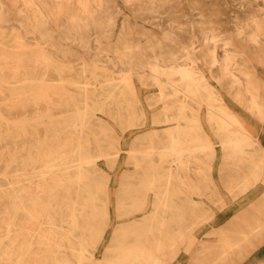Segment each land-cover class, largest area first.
<instances>
[{
    "label": "bare ground",
    "instance_id": "obj_1",
    "mask_svg": "<svg viewBox=\"0 0 264 264\" xmlns=\"http://www.w3.org/2000/svg\"><path fill=\"white\" fill-rule=\"evenodd\" d=\"M119 1L0 0V264H89L90 243L116 219L121 237L104 264H170L191 237L189 264H224L264 245L255 244L264 240V199L212 228L213 241L193 237L226 205L220 198L212 209L217 143L228 192L264 181V147L248 119L264 124V0H233L245 16L231 29L215 18L219 9L189 0L196 23L169 17L160 33L157 20L181 0ZM135 79L157 87L147 98L162 103L153 122L163 127L132 142L142 172L112 196L100 163L121 152L106 119L122 129L147 119Z\"/></svg>",
    "mask_w": 264,
    "mask_h": 264
},
{
    "label": "rangeland",
    "instance_id": "obj_2",
    "mask_svg": "<svg viewBox=\"0 0 264 264\" xmlns=\"http://www.w3.org/2000/svg\"><path fill=\"white\" fill-rule=\"evenodd\" d=\"M117 1L123 7V3L119 0H117ZM202 1L206 4L205 5L206 7L208 6V7H212L214 9L220 10V12H218L219 13L218 16H216L215 18H219L220 20L226 22L227 28L231 29L233 27L234 20L238 14L241 13L242 14L241 17L245 16L244 11L239 12L240 10L234 4L235 2H233V0H202ZM213 3H217V5H212ZM259 3H262V2L260 1ZM198 12H199V10H193L190 8L189 0H181L179 7L172 9L167 14L166 13L161 14V18H159L157 20L156 25H154V29L158 33H160L162 28H166L168 26L169 17H172V20L173 19H180L181 21H185L187 18H189V20L191 22L196 23V20L199 19ZM184 14L185 15L187 14V16H185ZM129 16L132 20H134V16L132 13H130ZM139 22L146 24L147 21H143V19H139ZM147 26H149V25H147ZM133 36H135V34ZM91 39H94V36ZM91 44L93 46H96V43L94 41H92ZM119 45H121V42L119 43ZM1 48L4 49L5 47H1ZM179 61L184 62V60H182V58ZM200 64L202 65V63H200ZM134 81H135L136 88L138 89V92L140 94V101L143 105L144 111L147 114V119H145L143 124H139V125H136L133 127H128L125 129H122V127L120 128V126L117 124V122H115L111 119H106V123L112 129V131L114 133V137L116 138V143H115L116 147H118L120 149V152H121L118 159L116 161H114L113 163L106 164L104 161H101V163H100L102 171H103L101 173L104 176H107V178L109 177V184H110L112 196H114L113 194L117 193L120 190V187L122 186L123 179L125 177H129V176L131 177L136 172H142L140 170V168L138 166H136V162L133 159H130L129 149L131 147L132 142H134L137 138L146 136V134H148L151 130H154L153 128L163 127L162 123H154L153 122V116L158 114L163 109L162 103L161 102H158V103L155 102L152 106H150L149 102H148V98H147V97H157V95H158L157 87L156 86L147 87V86L143 85L142 83H140V81H138L137 79H135ZM211 81L213 82V80H211ZM219 88H220V91L222 92V94L224 95L227 103L230 105V107L236 108L238 114H240L241 116L242 115L246 116L249 114V112L242 105H240L238 102H236L225 90H223L221 87H219ZM238 111H240V112H238ZM111 140H112V138H111ZM220 156H221V150H220ZM35 171H36L35 169H29V170H25V171H21V172H30V174H31L32 172H35ZM216 172L217 171H215V170L213 172V174H215V177H217ZM30 174H29V176H30ZM189 174H190L191 180H193V181L196 180V174H195L193 169L189 170ZM219 177H220V175H219ZM8 179H10L11 181H14L15 177L12 176L11 174H9ZM216 179H217V181H219V185L225 186V181L223 182V180L228 179V176L224 175L223 179H221V177L216 178ZM234 181H235V183L239 182V180H237V179H234ZM237 186H238V184L235 187L237 188ZM254 186H252V187H254ZM261 186H262L261 192H259L258 194H255L254 197L252 198V200L254 198H255V200L252 202H249L247 200L244 204L239 205L240 207L238 206L236 210H233V214H235V213L237 214L239 211L245 212L247 210H250V209H252V205H253L252 203L253 202L255 203L258 200L264 199V184H261ZM240 196L241 195H239L238 197H240ZM216 197L217 198L214 200V202L212 204V209L215 207L216 204L221 205L220 200H219L220 198L224 201V203H226V205H225L226 208H225V206H223L221 208L216 207L214 209L215 215H216V213H219V212H222L223 210L228 209V207H227L228 201H226L227 199L234 200V199H236L237 196L235 197L232 195L231 192L227 191L226 193L217 192ZM233 197H235V198L233 199ZM114 200H115V198H114ZM114 202H112V205H111V212H112L111 215L113 218L116 216V213L114 212V209H115V203ZM258 205H259V203L254 205L255 209H257ZM239 208H240V210H239ZM229 219L230 218H228V220ZM241 220L242 219H239L235 222L236 224H234V225L230 224L228 226L229 227V235H232V233L235 230H237V227L241 225L240 224ZM116 221L117 222H115V224L112 226H110L108 223L104 224L106 233L104 234V236H102L101 242H99V243H92L91 242L90 243L91 244L90 248L92 250H94L95 254L92 257V259L89 260V264H104V260L107 257H112V250L109 251L108 247H109V245L111 246V244L115 245V243L117 242L116 241L117 237H121L120 235L117 236V231H118L117 226H118V224H121L123 222V221L119 222V220H117V219H116ZM230 222H231V220L228 223H226L225 225L229 224ZM225 225H223V226H225ZM213 226H215V222L213 219H210L209 221H207L204 224L200 225L199 227L195 228V230L193 231V235H194L193 237L197 241L196 244L198 242H203L205 240H209V241L212 240L213 241L215 239V236L210 234L211 230H212L211 228ZM223 226H221V227H223ZM190 239L187 240L186 244H182L183 246H181V248H180V254L178 255L177 259L173 263L171 262L170 264H189L190 263L191 257L193 256V254H192L193 250L196 248V246L194 245L195 248L193 246L190 249H186V247L188 248V246H190ZM236 240L237 239L235 238L233 241H236ZM257 242L258 241L255 240V244H260V242H264V240H260L258 243ZM254 250L255 249H252V247H250L246 250L245 253L230 256L224 264H247L248 260L254 254L256 255V258L254 260L255 262L252 264H264V245H261L259 247V250H257L256 252H253ZM247 251H249V255H248ZM246 254L248 255V257H245V259H244L245 261H243L242 263L240 261L238 263H236L238 261L239 257L244 256Z\"/></svg>",
    "mask_w": 264,
    "mask_h": 264
},
{
    "label": "crops",
    "instance_id": "obj_3",
    "mask_svg": "<svg viewBox=\"0 0 264 264\" xmlns=\"http://www.w3.org/2000/svg\"><path fill=\"white\" fill-rule=\"evenodd\" d=\"M240 112V111H238ZM249 121L251 124L253 125H256L257 128H258V132H259V139H260V142L262 144V146L264 147V124L263 125H259L257 124L255 121H251V118L248 117ZM220 145L217 143V159H216V162H215V171L216 172V176L215 177V174H213V178L214 180L216 181L217 183V187L219 189V191L221 193H226L228 190L225 189V186H221L219 185V181H217L216 178H220L221 175L219 174L220 172L219 171V164L221 162L220 160ZM220 175V177H219ZM261 184H264V181H261L259 183H257L254 187L250 188L246 193H244L243 195H241L240 197L234 199V200H230V199H227L226 201H228V209L226 210H223L222 212H219V213H216V215L214 216V222H215V226H213L212 228L216 227V228H220L221 226L225 225L226 223H228L233 217L234 215L236 214H233V209L236 210L237 207L240 205V204H244L247 200L249 202H252L255 200V198L252 200V198L254 197L255 194H258L259 192H261L262 190V186ZM249 196V197H248ZM226 208V206H225ZM231 210V211H230ZM228 218H230L228 220ZM211 228V229H212Z\"/></svg>",
    "mask_w": 264,
    "mask_h": 264
}]
</instances>
